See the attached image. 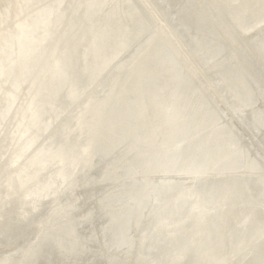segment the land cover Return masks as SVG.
<instances>
[{"label":"bare ground","instance_id":"bare-ground-1","mask_svg":"<svg viewBox=\"0 0 264 264\" xmlns=\"http://www.w3.org/2000/svg\"><path fill=\"white\" fill-rule=\"evenodd\" d=\"M0 264H264V0H0Z\"/></svg>","mask_w":264,"mask_h":264},{"label":"rangeland","instance_id":"rangeland-1","mask_svg":"<svg viewBox=\"0 0 264 264\" xmlns=\"http://www.w3.org/2000/svg\"><path fill=\"white\" fill-rule=\"evenodd\" d=\"M191 48V47H190Z\"/></svg>","mask_w":264,"mask_h":264}]
</instances>
